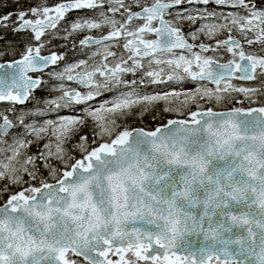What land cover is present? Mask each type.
<instances>
[{
	"label": "snow or ice",
	"instance_id": "obj_1",
	"mask_svg": "<svg viewBox=\"0 0 264 264\" xmlns=\"http://www.w3.org/2000/svg\"><path fill=\"white\" fill-rule=\"evenodd\" d=\"M14 2L0 264H264V0Z\"/></svg>",
	"mask_w": 264,
	"mask_h": 264
},
{
	"label": "flooded vegetation",
	"instance_id": "obj_2",
	"mask_svg": "<svg viewBox=\"0 0 264 264\" xmlns=\"http://www.w3.org/2000/svg\"><path fill=\"white\" fill-rule=\"evenodd\" d=\"M21 2H26L25 4H23L25 7L28 6V0H21ZM21 39V37L19 36H16V37H13L11 35V33L8 34V40L9 41H19ZM3 42H0V44H2Z\"/></svg>",
	"mask_w": 264,
	"mask_h": 264
},
{
	"label": "trees",
	"instance_id": "obj_3",
	"mask_svg": "<svg viewBox=\"0 0 264 264\" xmlns=\"http://www.w3.org/2000/svg\"><path fill=\"white\" fill-rule=\"evenodd\" d=\"M7 3L10 5V7L8 9H4L5 11L11 10V9L17 7V5L14 2V0H7ZM21 3L25 4L26 2H21Z\"/></svg>",
	"mask_w": 264,
	"mask_h": 264
}]
</instances>
